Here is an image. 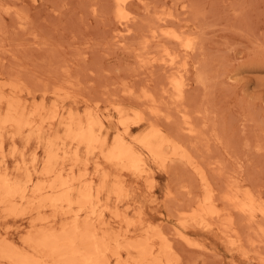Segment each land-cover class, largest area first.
<instances>
[{"label":"rangeland","instance_id":"obj_1","mask_svg":"<svg viewBox=\"0 0 264 264\" xmlns=\"http://www.w3.org/2000/svg\"><path fill=\"white\" fill-rule=\"evenodd\" d=\"M126 4L124 23L115 17L114 0H0V94L21 101L29 111L43 103L45 111L33 123L42 126V140L62 137L60 120L69 114L85 119L90 112L104 125L96 133L106 137V147L122 132L145 159L136 172L107 163L98 148L92 153L81 148L76 166L68 158L61 160L63 173H70L71 167L76 176L85 171L82 178L93 177L95 184L106 173L107 188H118L119 196L105 192L95 207V215H102L103 222H95L100 232L118 235L122 242L147 239L154 253L163 240L170 246L167 259L173 264H264V216L257 212L264 210V0H126ZM188 41L190 48L184 46ZM5 109L3 103L0 114ZM118 110L125 125L119 124ZM52 112L57 117L48 121ZM156 125L168 141L181 146L185 157L173 156L168 146L163 150L164 164L156 163L136 144ZM12 132L3 129V169L19 177L9 156ZM26 133L13 142L27 166L40 170L43 141L32 137L27 142ZM32 153L34 165L29 164ZM245 193L254 201L252 216L235 208L239 201L248 204ZM202 204L216 213L201 212ZM8 210L0 207V241L22 250H27L24 241L36 230L71 220L51 208L39 213L25 205L17 206L15 214ZM132 254L123 251L122 262H133ZM115 263L109 258V264ZM0 264L8 263L0 258Z\"/></svg>","mask_w":264,"mask_h":264},{"label":"bare ground","instance_id":"obj_2","mask_svg":"<svg viewBox=\"0 0 264 264\" xmlns=\"http://www.w3.org/2000/svg\"><path fill=\"white\" fill-rule=\"evenodd\" d=\"M115 12L119 21H128L127 17V4L126 0H114ZM144 5V4H143ZM146 9V8H145ZM172 9V8H171ZM5 10V9H4ZM8 13V12H7ZM130 14V13H128ZM134 16V15H133ZM144 16V15H143ZM160 16V15H157ZM25 17V16H24ZM131 17V16H130ZM151 17V16H150ZM134 19V18H133ZM117 20V19H116ZM148 20V19H147ZM161 20V19H160ZM163 21V20H162ZM161 21V23H162ZM118 22V21H117ZM159 22V21H158ZM164 22V21H163ZM142 23V22H141ZM120 24V23H119ZM157 24V23H156ZM125 25V24H124ZM126 30L128 31V27ZM155 28V27H154ZM152 28V29H154ZM171 28V27H170ZM24 29V28H23ZM131 29V28H130ZM163 29H165L163 27ZM163 29L161 31H163ZM160 30V29H159ZM169 31V30H168ZM160 32V31H159ZM128 33V32H127ZM171 33L169 32L168 35ZM121 35L118 34V36ZM163 35V32H162ZM195 35V34H194ZM197 35V34H196ZM158 36V35H157ZM183 36V34H182ZM191 36V35H190ZM123 37V36H122ZM163 37V36H162ZM180 39V38H179ZM194 39V38H193ZM196 39V38H195ZM141 40V39H140ZM168 40V39H167ZM172 40V39H171ZM198 40V39H197ZM126 41V40H125ZM174 43V42H173ZM179 44V43H178ZM185 44V43H184ZM119 45V44H118ZM169 45V44H168ZM171 45V44H170ZM126 46V45H125ZM160 46V45H159ZM162 46V44H161ZM187 48H190L189 41L186 43ZM145 47V46H144ZM196 47V46H195ZM157 48V47H156ZM194 48V47H192ZM191 48V49H192ZM154 49V48H153ZM165 49V48H164ZM138 50V49H137ZM131 51V50H130ZM156 51V50H155ZM163 51V50H162ZM138 52V51H137ZM159 52V51H157ZM184 52V51H183ZM182 52V54H183ZM166 53V51H165ZM164 53V54H165ZM186 53V52H185ZM146 54V53H145ZM158 54V53H157ZM148 55V54H147ZM156 55V54H155ZM172 56L174 54H171ZM168 56V55H167ZM166 56V57H167ZM177 56V55H176ZM184 56V55H183ZM189 57V55L187 54ZM191 56V55H190ZM164 57V56H163ZM183 58V57H182ZM186 58V56H185ZM167 61V60H166ZM163 66V65H162ZM185 62V67H186ZM178 67V66H177ZM169 68V67H168ZM167 68V69H168ZM187 68V67H186ZM175 69V68H174ZM181 69V68H180ZM184 69V68H183ZM194 69V68H193ZM156 70V69H155ZM171 70V69H168ZM173 71V70H172ZM182 70H180L181 72ZM186 71V69H185ZM160 72V71H159ZM157 73V72H154ZM177 73V72H175ZM184 73V70L183 72ZM150 74V73H149ZM188 74V72H187ZM171 75V72H170ZM173 75V74H172ZM19 76V75H18ZM150 76V75H149ZM183 76V75H182ZM170 77V76H169ZM173 77V76H172ZM177 78V77H176ZM9 80V79H8ZM173 80V79H172ZM171 80V81H172ZM175 80V79H174ZM180 80V79H179ZM14 81V80H13ZM12 81V83H14ZM16 81V80H15ZM75 81V80H74ZM153 81V80H152ZM7 86H9V81H7ZM17 82V81H16ZM78 82V81H77ZM151 82V81H150ZM184 82V81H183ZM182 82V83H183ZM4 83V82H3ZM19 83V82H18ZM28 83V82H27ZM73 83V82H72ZM173 83V81H172ZM171 83V84H172ZM20 84V83H19ZM22 84V82H21ZM20 84V85H21ZM25 84V83H24ZM187 84V83H186ZM17 85V84H16ZM15 85V86H16ZM26 85V84H25ZM24 85V86H25ZM32 85V84H31ZM58 85V84H57ZM60 85V84H59ZM62 85V84H61ZM64 85V84H63ZM66 85V83H65ZM183 85V84H182ZM199 85V84H198ZM34 86V85H33ZM37 86V85H35ZM43 86V85H42ZM46 86V85H45ZM74 86V85H73ZM172 86V85H171ZM185 86V85H183ZM11 87V86H10ZM14 87V86H13ZM12 87V88H13ZM39 87V86H38ZM153 87V86H152ZM165 87V86H164ZM175 87V86H174ZM197 87V86H196ZM23 88V87H22ZM37 88V87H36ZM58 88V87H53ZM60 88V86H59ZM123 88V87H122ZM33 89V88H32ZM62 89V88H61ZM66 89V88H65ZM69 89V88H68ZM79 89V88H78ZM15 90V88H14ZM20 90V89H19ZM25 90V88H24ZM31 90V89H30ZM37 90V89H36ZM39 90V89H38ZM55 90V89H54ZM64 90V89H63ZM71 90V89H70ZM167 90V89H166ZM180 90V89H179ZM18 91V90H17ZM26 91H29L26 90ZM25 91V93H26ZM32 91V90H31ZM41 91V90H39ZM67 91V90H66ZM73 91V90H72ZM71 91V92H72ZM182 91V90H181ZM34 92V91H32ZM38 92V91H36ZM46 92V91H43ZM70 92V91H69ZM75 92V91H74ZM73 92V93H74ZM125 92V91H124ZM123 92V93H124ZM184 92V91H183ZM189 92V91H188ZM187 92V94H188ZM24 93V92H23ZM28 93V92H27ZM42 93V91H41ZM53 93V92H52ZM50 93V94H52ZM122 93V92H121ZM182 93V92H181ZM31 94L30 92L28 93ZM35 94V93H34ZM44 94V93H42ZM49 94V93H48ZM49 94V95H50ZM66 94V93H65ZM107 94V93H106ZM127 94V91H126ZM133 95L135 94L132 93ZM13 95V93H12ZM53 95V94H52ZM56 95V94H55ZM132 95V96H133ZM137 94H135L136 96ZM142 95V94H141ZM170 95V94H169ZM23 96V95H22ZM111 96V95H110ZM138 96V95H137ZM146 96L145 94L142 95ZM151 97V95H149ZM38 97V96H37ZM43 97V96H42ZM57 97L58 94H57ZM55 97V98H57ZM127 97V96H126ZM125 97V98H126ZM131 97V95H130ZM179 97V96H178ZM53 98V99H55ZM132 98V97H131ZM139 98V96H138ZM134 98V99H138ZM142 98V97H141ZM140 98V99H141ZM148 98V97H147ZM164 98V96H163ZM167 98V97H166ZM185 98V97H184ZM43 99V98H42ZM59 99V98H58ZM58 99H55L56 101ZM84 99V98H83ZM89 99V98H88ZM110 99V98H109ZM118 99V98H116ZM121 99V98H119ZM130 99V98H129ZM128 100V99H127ZM142 100V99H141ZM146 100V99H145ZM187 100V99H186ZM44 101V100H43ZM99 101V100H98ZM106 101V100H105ZM109 101V100H108ZM111 101V100H110ZM21 101L15 100L14 98H6L0 94V108L2 104L6 106L4 114H0V153L2 154V169H0V207H5L11 210L12 213L17 212V206L25 205L28 210L41 212L43 209H53L54 214H64V216H69L70 221L61 224L57 228L49 227L48 229H39L34 233L27 236L24 243L27 248L22 250L12 242L7 240L0 241V258L5 260L8 264H109V258L115 259V264H173L168 257V252H170V246L165 244L161 240V245L159 251L154 253V248L152 245H148L146 240H138L133 242H122L120 241V236H111L106 231L101 230L100 227L95 225L96 220L98 223H102V215H95V207L101 202V196L103 193H107L108 197L111 194L120 195L118 188L113 189L107 188L108 174L103 173L101 176V181L98 184L94 183L93 177H83L85 171L81 173V176L77 175L74 169L71 167L70 173H63L60 169V162L64 158L71 160L72 165H78L80 163L79 151L84 148L86 153H92L94 149L98 148L104 161L111 164H117L121 168L128 171L136 172L141 171L142 167L145 166V159L140 153L134 150L133 145L128 143L123 137V135L117 134L112 144L106 147V137H99L96 133L101 131L102 121L92 117L88 112L86 113L85 119L72 116L69 114L66 119L60 122L64 127V135L54 139H40L39 137L43 133L42 126L38 124H33L35 117L41 116L45 111L43 103L32 108L31 111L27 110L26 106L20 103ZM52 102V101H51ZM61 102V101H60ZM112 102V101H111ZM119 102V101H118ZM138 102V100H137ZM143 102V101H142ZM150 102V101H149ZM175 102V101H174ZM63 103V102H62ZM107 103V101H106ZM132 103V101H131ZM146 103V101H145ZM151 103V102H150ZM146 103V104H150ZM188 103V102H187ZM35 104V103H34ZM120 104V103H119ZM142 104V103H141ZM144 104V103H143ZM153 102L151 103V105ZM155 104V102H154ZM183 104V103H182ZM185 104V103H184ZM202 104V103H201ZM37 105V104H36ZM150 105V106H151ZM178 105V104H176ZM113 106V105H112ZM138 106V105H137ZM143 106V105H142ZM146 106V105H144ZM149 106V105H148ZM155 106V105H152ZM184 106V105H183ZM56 107V106H54ZM60 107V106H59ZM110 107V106H109ZM140 107V106H139ZM105 108V107H104ZM113 108V107H112ZM116 108V107H115ZM68 109V107H67ZM89 109V108H88ZM87 109V110H88ZM92 109V108H91ZM137 109V108H136ZM140 109V108H139ZM158 109V108H157ZM179 109V108H178ZM201 109V107H200ZM71 111V109L69 108ZM68 110V111H69ZM90 110V109H89ZM129 110V109H128ZM143 110H146L145 108ZM55 112L54 110H51ZM58 111V110H57ZM69 111V112H70ZM139 111V110H138ZM177 111V110H176ZM50 112V111H49ZM47 118L48 121L54 120L57 116L53 113ZM79 112V111H78ZM110 112V111H109ZM129 112V111H128ZM144 112V111H142ZM149 112V111H148ZM163 112V111H162ZM71 113V112H70ZM84 113V112H83ZM121 117L119 124H124L126 119L122 117V112L118 110ZM139 113V112H138ZM156 113V112H155ZM160 113V111H159ZM68 114V113H67ZM82 114V113H81ZM115 114V113H114ZM149 113H147L148 115ZM151 114V113H150ZM149 114V115H150ZM143 115V113L141 114ZM146 115V114H144ZM156 115V114H155ZM66 116V115H65ZM94 116V115H93ZM96 116V114H95ZM184 116V115H183ZM42 117V116H41ZM40 117V118H41ZM144 117V116H143ZM142 117V118H143ZM146 117V116H145ZM155 117V116H154ZM153 117V118H154ZM160 117V116H159ZM158 117V118H159ZM163 117V116H161ZM113 118V117H112ZM116 118V117H115ZM151 118V117H150ZM168 118V117H167ZM166 118V119H167ZM171 118V117H170ZM185 118V116H184ZM183 118V119H184ZM191 117L187 116V119ZM46 119V118H45ZM155 119V118H154ZM165 119V120H166ZM189 119V121H190ZM44 120V119H43ZM116 120V119H115ZM149 120V118H148ZM151 120V119H150ZM164 120V121H165ZM179 120V119H178ZM181 120V119H180ZM40 121V120H39ZM159 122V119L156 120ZM166 122V121H165ZM176 122V121H175ZM183 122V121H182ZM185 122V121H184ZM212 122V121H210ZM152 123H154L152 121ZM162 123V122H161ZM181 123V122H180ZM131 124V123H130ZM178 124V122H177ZM187 124V122H186ZM191 124V122H190ZM196 124V123H195ZM110 125V124H109ZM158 125V124H157ZM156 125V127H157ZM170 125V124H169ZM179 125V124H178ZM185 125V124H184ZM183 125V126H184ZM108 126V124H107ZM153 126V125H152ZM177 126V125H175ZM181 126V125H180ZM187 127V125H185ZM166 127V126H165ZM189 127V126H188ZM191 127V125H190ZM194 127V126H193ZM199 127V126H198ZM11 128L13 132L11 133L12 144L10 148L9 156L15 160L14 171L16 173H21L18 176H11L4 171L3 166L5 165V157L3 154L4 145V134L3 129ZM122 128V127H121ZM168 128V127H166ZM127 126L123 129V132H127ZM188 129V128H187ZM194 129V128H193ZM111 130V129H110ZM165 130V129H164ZM171 130V129H170ZM176 130V128H175ZM196 130V128H195ZM198 130V129H197ZM25 131L26 141L30 140L32 137L38 138V140L43 141V152L44 160L40 170L30 169L24 159L23 154L17 150L16 144L13 142L15 136L22 135ZM51 131V129H49ZM146 133H142L140 137L136 139V144H138L151 158L152 161L160 162L164 164L163 150L171 146L172 155L180 158L185 157L184 154L180 153L179 148L168 141L163 134L157 128H150ZM144 131V132H145ZM177 131V130H176ZM193 134L195 133L194 130ZM57 132V131H56ZM113 132V131H112ZM179 132V131H178ZM186 132V131H184ZM190 132V131H189ZM197 132V131H196ZM217 132V131H216ZM52 134V132H51ZM50 134V135H51ZM175 134V133H174ZM172 134V135H174ZM185 134V133H184ZM188 135L190 133H187ZM49 135V137H50ZM59 135V133H58ZM168 135V134H167ZM191 135V134H190ZM193 136V135H192ZM46 137V136H45ZM196 137V136H195ZM203 137V136H202ZM172 138V137H171ZM175 138V137H174ZM194 138V137H193ZM171 140V139H170ZM180 141V140H179ZM28 142V141H27ZM133 142V141H132ZM26 143V142H25ZM213 143V142H211ZM210 143V144H211ZM39 144V143H38ZM26 145V144H24ZM184 145V144H183ZM186 145V144H185ZM226 145V144H225ZM37 146V145H36ZM74 146V149H71ZM192 146V145H191ZM25 149V148H24ZM37 149V148H36ZM185 149V148H184ZM192 149V148H191ZM186 150V149H185ZM201 150V149H200ZM140 151V150H139ZM193 152V151H192ZM220 153V152H219ZM35 154V153H34ZM32 153L31 160L29 164L34 165L35 155ZM37 155V154H36ZM218 155V154H217ZM192 156V155H191ZM203 156V155H202ZM30 157V156H29ZM87 157V156H86ZM211 157V156H210ZM199 158V157H198ZM206 158V157H205ZM204 158V160H205ZM196 160L195 158H193ZM172 161V160H171ZM170 161V162H171ZM178 161V160H175ZM86 162V161H84ZM205 162V161H204ZM82 163V161H81ZM213 163V162H212ZM1 164V163H0ZM87 164V163H86ZM85 164V165H86ZM97 164V163H96ZM199 164V163H197ZM160 165V164H159ZM209 165V164H208ZM161 167V166H160ZM203 167V166H202ZM208 167V166H207ZM101 168V166L99 167ZM120 168V169H121ZM168 169V168H166ZM215 169V168H214ZM169 170V169H168ZM203 170V169H202ZM219 170V169H218ZM95 172V170H92ZM178 171V170H177ZM186 171V170H185ZM204 171V170H203ZM208 171V170H207ZM100 172V171H99ZM167 172V170H166ZM214 172V171H213ZM183 174V172H182ZM87 175V174H86ZM208 177V175H207ZM187 178V177H186ZM189 178V177H188ZM191 178V177H190ZM206 178V176H205ZM100 179V178H99ZM112 179V178H111ZM170 179V178H169ZM181 179V178H180ZM154 180V179H153ZM182 180V179H181ZM185 180V179H183ZM207 180V179H206ZM174 181V180H173ZM199 181V180H198ZM98 182V181H97ZM192 182V181H190ZM203 182V181H199ZM208 182V180H207ZM111 183V182H110ZM252 185V184H251ZM167 186V185H166ZM227 186V185H226ZM230 187V186H229ZM232 188V186H231ZM234 188V187H233ZM237 188V187H236ZM235 188V189H236ZM247 188V187H246ZM197 189V188H196ZM171 190V189H170ZM226 190V189H225ZM174 191V190H173ZM219 191V190H218ZM233 191V190H232ZM244 191V190H243ZM123 192V190H122ZM227 192V191H226ZM237 192V190H236ZM246 192V191H245ZM241 193V192H240ZM244 193V192H243ZM217 194V193H216ZM221 194V193H220ZM228 194V193H227ZM237 194V193H236ZM247 193H245L246 195ZM218 195V194H217ZM249 195V194H248ZM234 198L233 196H231ZM246 197H248L246 195ZM205 198V196H203ZM241 198V197H240ZM242 198H244L242 196ZM117 199V198H116ZM170 199V198H167ZM198 199V198H197ZM235 199V198H234ZM249 199V197H248ZM244 201L246 199H243ZM252 200V199H249ZM239 205L240 201L237 202L238 205L235 208L241 212H248L249 215H253L254 210L251 207L250 201ZM168 201V200H167ZM232 201V199H231ZM246 201V202H247ZM257 202V201H256ZM255 202V203H256ZM234 203V202H232ZM258 203V202H257ZM101 204V203H100ZM165 204V203H164ZM104 205V204H103ZM235 205V203H234ZM233 205V206H234ZM229 206V205H228ZM232 206V205H231ZM254 206V205H253ZM102 207V206H101ZM106 207V205H105ZM194 207V206H193ZM257 207V206H256ZM233 208V207H232ZM230 207V209H232ZM263 208V206H262ZM97 209V208H96ZM188 209V208H187ZM201 212H206L209 214L216 213L210 206L202 204L199 207ZM8 210V211H9ZM101 210V208H99ZM105 210V209H104ZM235 210V209H233ZM107 211V210H106ZM182 211V210H180ZM101 212V211H100ZM179 212V211H178ZM184 212V211H183ZM186 212V211H185ZM193 212V211H192ZM195 212V211H194ZM264 216V210L258 211ZM256 212V213H257ZM199 213V212H198ZM222 213V212H221ZM255 213V212H254ZM138 215V214H137ZM160 215V214H159ZM84 216V218L82 217ZM176 216V215H175ZM199 216V215H198ZM203 216V215H202ZM179 217V216H178ZM215 217V216H214ZM235 217V212H234ZM247 217V216H246ZM82 218V219H80ZM182 218V217H181ZM194 218V217H192ZM213 218V217H212ZM238 218V217H237ZM248 218V217H247ZM246 218V219H247ZM80 219V220H79ZM216 219V218H215ZM232 219V218H231ZM264 220V218H262ZM41 220H45L40 218ZM196 220V219H195ZM198 220H200L198 218ZM206 220V219H205ZM235 220V219H234ZM241 220V219H240ZM245 220V219H244ZM129 221V220H128ZM138 221V220H137ZM197 221V220H196ZM209 222V220H207ZM214 221V220H213ZM233 221V220H232ZM237 221V220H236ZM251 221V220H250ZM261 221V219H260ZM246 222V220H245ZM262 222V221H261ZM210 223V222H209ZM218 223V222H217ZM239 224V223H238ZM176 225V224H175ZM190 225V224H189ZM210 225V224H209ZM214 225V224H213ZM216 225V224H215ZM233 225V224H231ZM224 226V225H222ZM163 226H161L162 228ZM166 227V225H165ZM174 227V226H173ZM250 227V226H249ZM99 228V229H98ZM164 228V227H163ZM162 228V229H163ZM238 228V227H237ZM176 229V228H175ZM242 229V228H240ZM244 229V228H243ZM246 229H249L248 227ZM178 230V229H177ZM254 230V229H253ZM262 230V229H261ZM165 231V229H164ZM167 231V230H166ZM231 231V230H230ZM241 231V230H240ZM256 231V230H255ZM171 232V231H170ZM146 233V232H145ZM231 233V232H230ZM240 233V232H239ZM242 233V232H241ZM154 234V233H153ZM156 234V233H155ZM179 234V233H178ZM226 234V233H225ZM160 235V234H159ZM164 235H167L166 232ZM232 235V234H231ZM162 236V235H160ZM182 236V235H181ZM188 236V235H187ZM230 236V235H229ZM144 237V236H143ZM158 237V236H157ZM172 237V236H170ZM177 237V233H176ZM189 237V236H188ZM192 237V236H191ZM250 237V236H249ZM123 238V237H122ZM166 238V237H165ZM178 238V237H177ZM190 238V237H189ZM193 238V237H192ZM237 238V237H235ZM255 238V237H254ZM150 239V238H149ZM163 239V238H162ZM253 239V238H252ZM167 240V239H166ZM189 240V239H188ZM195 240V238H194ZM197 240V239H196ZM149 241V240H148ZM168 241H170L168 239ZM191 241V240H190ZM256 241V240H255ZM258 241V239H257ZM198 242V241H197ZM197 242L195 244H197ZM231 242V241H229ZM185 243V242H184ZM232 243V242H231ZM259 243V242H258ZM173 244V243H172ZM253 244V243H251ZM176 245V244H175ZM178 245V244H177ZM198 245V244H197ZM201 245V244H200ZM257 245V244H256ZM263 245V244H262ZM159 246V245H158ZM173 246V245H172ZM188 246V245H187ZM246 246V245H244ZM259 246V245H258ZM204 248V247H203ZM253 248V247H252ZM256 248V247H255ZM258 248V247H257ZM175 249V248H174ZM254 249V248H253ZM172 250V249H171ZM179 250V248H178ZM238 250V249H237ZM260 250V248H259ZM125 251L129 254L135 253V260L131 263L122 262V252ZM250 251V250H249ZM255 251V250H254ZM177 252V251H176ZM179 252V251H178ZM221 252V251H220ZM256 252V251H255ZM251 253V252H250ZM253 253V252H252ZM132 254V255H133ZM261 253H258V255ZM178 255V254H177ZM176 255V256H177ZM125 257V256H124ZM178 257V256H177ZM263 259V258H262ZM172 260V259H171ZM264 260V259H263ZM262 260V261H263ZM245 262V261H244ZM185 263V262H184ZM186 264V263H185ZM239 264V263H238Z\"/></svg>","mask_w":264,"mask_h":264}]
</instances>
